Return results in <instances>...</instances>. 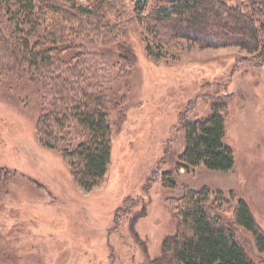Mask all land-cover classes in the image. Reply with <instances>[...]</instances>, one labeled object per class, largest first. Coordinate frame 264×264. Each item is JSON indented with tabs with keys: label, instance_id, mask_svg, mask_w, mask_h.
I'll list each match as a JSON object with an SVG mask.
<instances>
[{
	"label": "rangeland",
	"instance_id": "374dc122",
	"mask_svg": "<svg viewBox=\"0 0 264 264\" xmlns=\"http://www.w3.org/2000/svg\"><path fill=\"white\" fill-rule=\"evenodd\" d=\"M110 2L106 25L82 24L60 70L26 67L0 80V264H172L163 244L178 232L190 192L206 189L212 213L264 264L253 234L235 223L244 200L264 232V62L238 45L178 39L159 49L145 18L161 0ZM48 11L49 20L72 21ZM56 73L71 79V93L85 85L109 100L112 158L91 189L76 181L69 155L83 129L45 130L44 115L60 102L44 91ZM214 103L226 106L234 167H182V123L206 117ZM169 174L175 186L166 185Z\"/></svg>",
	"mask_w": 264,
	"mask_h": 264
},
{
	"label": "trees",
	"instance_id": "16d2710c",
	"mask_svg": "<svg viewBox=\"0 0 264 264\" xmlns=\"http://www.w3.org/2000/svg\"><path fill=\"white\" fill-rule=\"evenodd\" d=\"M110 1L96 0L80 6L76 0H0V80L6 73L26 67L38 74H46L55 65L60 70L65 53L78 41L82 24L99 31L106 25L107 8L114 6ZM161 2L164 5L145 18L159 49L178 39L194 41L202 47L238 45L255 54L256 61L264 62V0H248L243 6L225 0ZM49 9L61 19L64 16L72 21L65 24L49 20L48 14L53 12H47ZM123 48L128 49L125 45ZM70 70L68 67L65 72L69 74ZM61 78L57 73L50 77L48 84L56 83L44 90L47 95L55 91L60 101L44 115L45 130L52 134L53 127L69 128L74 122L83 129V141L69 155L76 161V181L91 189L105 176L112 158L109 100L104 94H93L85 85L79 94L71 93V79ZM225 107L224 103H214L206 117L183 121L186 149L181 155L182 167L204 164L220 171L234 167V151L224 141ZM164 180L168 186L176 185L171 174ZM208 200L207 189L190 192L178 232L163 244V256L172 264H257L240 244L234 229L212 213ZM235 223L249 230L259 251L264 252V232L244 200L237 205Z\"/></svg>",
	"mask_w": 264,
	"mask_h": 264
}]
</instances>
